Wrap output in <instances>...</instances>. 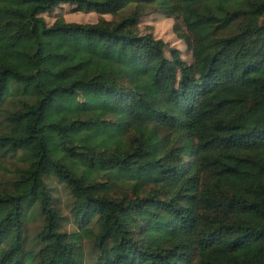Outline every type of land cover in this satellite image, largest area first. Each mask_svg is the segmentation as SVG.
Returning <instances> with one entry per match:
<instances>
[{"label": "trees", "instance_id": "trees-1", "mask_svg": "<svg viewBox=\"0 0 264 264\" xmlns=\"http://www.w3.org/2000/svg\"><path fill=\"white\" fill-rule=\"evenodd\" d=\"M61 4L113 18L49 25ZM0 171V264H87L85 237L93 264H264V0H0Z\"/></svg>", "mask_w": 264, "mask_h": 264}, {"label": "rangeland", "instance_id": "rangeland-1", "mask_svg": "<svg viewBox=\"0 0 264 264\" xmlns=\"http://www.w3.org/2000/svg\"><path fill=\"white\" fill-rule=\"evenodd\" d=\"M126 12L125 14H129ZM47 23L51 25L59 17H63L68 22L79 23H95L101 18L112 19L110 14L101 15L95 11L79 10L77 6L72 4H61L54 10L42 14ZM117 19V18H115ZM181 20L175 17L167 16L161 12L147 10L141 16L139 22V31L142 34H151L155 38L163 39L168 43L167 56L171 58V49H178L181 51L182 58L188 63L193 62L192 50L186 45L185 41L178 36L176 26L180 25ZM8 166L13 169L16 159L7 158ZM11 178L8 174H2L0 171V183L5 182L6 179ZM49 190L54 198L56 206L60 209L62 219L60 223L62 230L72 233L79 231V226L76 224L73 214L74 198L67 188V186L60 182L58 179L51 177L47 180ZM123 194H129L130 197L134 196L132 189H123ZM28 215L26 234L29 245H33L35 236L41 231L44 226V216L40 213L32 212ZM95 232H97L95 230ZM83 251L86 257L87 264H93L97 258V249L95 247L94 239L85 237L82 243Z\"/></svg>", "mask_w": 264, "mask_h": 264}]
</instances>
